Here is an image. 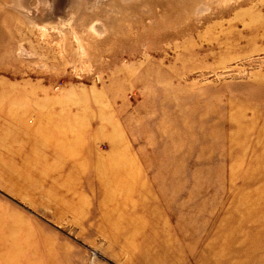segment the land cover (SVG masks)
<instances>
[{
    "label": "rangeland",
    "instance_id": "1",
    "mask_svg": "<svg viewBox=\"0 0 264 264\" xmlns=\"http://www.w3.org/2000/svg\"><path fill=\"white\" fill-rule=\"evenodd\" d=\"M0 264H264V0H0Z\"/></svg>",
    "mask_w": 264,
    "mask_h": 264
},
{
    "label": "bare ground",
    "instance_id": "2",
    "mask_svg": "<svg viewBox=\"0 0 264 264\" xmlns=\"http://www.w3.org/2000/svg\"><path fill=\"white\" fill-rule=\"evenodd\" d=\"M45 133V132H44ZM115 174V173H114ZM111 175V174H110ZM118 175V174H117ZM127 176V175H126ZM129 176V175H128ZM112 177V176H111ZM110 178V177H109ZM111 180V179H110ZM70 208V207H69ZM72 208V207H71Z\"/></svg>",
    "mask_w": 264,
    "mask_h": 264
}]
</instances>
